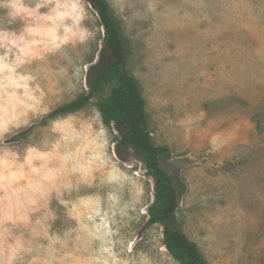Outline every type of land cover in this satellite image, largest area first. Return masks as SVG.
Returning a JSON list of instances; mask_svg holds the SVG:
<instances>
[{
    "label": "rangeland",
    "instance_id": "obj_1",
    "mask_svg": "<svg viewBox=\"0 0 264 264\" xmlns=\"http://www.w3.org/2000/svg\"><path fill=\"white\" fill-rule=\"evenodd\" d=\"M107 1L185 185L173 224L209 264H264V0ZM102 36L85 0H0V264H180L99 96L50 116L111 62Z\"/></svg>",
    "mask_w": 264,
    "mask_h": 264
},
{
    "label": "trees",
    "instance_id": "obj_2",
    "mask_svg": "<svg viewBox=\"0 0 264 264\" xmlns=\"http://www.w3.org/2000/svg\"><path fill=\"white\" fill-rule=\"evenodd\" d=\"M85 1L91 4L98 14L99 23L103 28L102 43L111 56V62L88 78L86 93L55 107L50 116L79 110L90 99L99 96L96 105L102 122L105 125L117 123L125 128L117 144L132 147L138 153L147 175L153 180V199L147 206V224L163 226L162 243L180 264H209L198 245L173 224L172 217L185 185L161 164V158L169 153V148L153 142L145 99L136 78L127 67L130 48L122 33L120 22L107 0ZM106 86H109V91L103 96ZM256 123L259 125L257 118Z\"/></svg>",
    "mask_w": 264,
    "mask_h": 264
}]
</instances>
